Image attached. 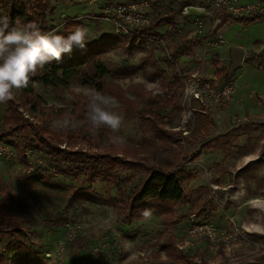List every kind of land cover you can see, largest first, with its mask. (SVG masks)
Returning <instances> with one entry per match:
<instances>
[{
	"label": "rangeland",
	"instance_id": "obj_1",
	"mask_svg": "<svg viewBox=\"0 0 264 264\" xmlns=\"http://www.w3.org/2000/svg\"><path fill=\"white\" fill-rule=\"evenodd\" d=\"M49 1L54 7L49 14L50 22L55 25L52 31L58 34L68 19H76L69 30L73 31L77 26L85 27L89 35L88 43L100 44L95 54H101L109 68L138 65L141 57L148 54L152 60L158 61L160 75L163 76L170 77L173 66L181 71V75L191 71L214 75L212 60L218 58L220 66L228 68L233 91L226 100L209 101L206 106L190 104V107L205 108L206 111H192L187 120L182 116L183 108L164 111L172 117L171 128L181 131L183 138H173L171 145L184 150L187 157L184 165L190 174L182 182L189 202L178 205L177 214L184 216L175 225L168 224L155 212L143 220L123 224L118 222L115 207L109 203L88 198L71 202L70 184L79 187L88 185L82 182L81 171L65 173L48 167L38 153L24 148L22 137L13 133L12 139L20 143V148L29 159L30 167L26 168L15 147L0 140V210L5 215H11L14 221L10 232L1 233L0 253L7 257L6 264H173L165 259L160 246L168 233L174 235L176 244L183 242V249L180 250L191 256L185 264H198L202 260L207 264H252L254 258L264 252L260 239L264 236V181H257L264 176V19L247 25L233 23L234 19H231L230 25H224L216 34L204 38L203 35L218 22L215 16L219 11L212 7L202 13L190 9V14L180 12L173 17L177 28L172 36L162 34L167 29L164 24L159 28L163 36L158 41L145 39L143 47L139 39H126L122 34L115 33L100 12L104 4L120 0ZM143 1L147 3L143 9L154 15L167 11L170 0ZM194 1L193 4L203 6L206 3V0ZM252 1L255 0L235 2L250 5ZM195 36L201 41L193 40ZM232 47L244 51V57L238 64L231 62ZM167 49L179 51L172 61L173 66L165 61ZM261 49L263 51L257 54ZM31 78H34L33 85L41 95L43 105L74 109L76 115L87 108V93L93 88L90 85L74 82L66 89L54 90L42 85L35 76ZM107 79L123 88L142 84L147 93H161L159 79H146L141 70L126 77L110 76ZM127 95L134 97L131 92ZM13 101L28 120L41 123L40 116L32 115L29 105L19 97V90H14ZM178 101L181 104V96ZM5 107V103H0V123ZM117 111L124 117V122L116 135L132 144L140 142L139 117L134 115L129 118L121 110ZM67 118L79 125L76 118ZM62 119L65 118L55 116L42 123V135L60 141V146L66 149L93 150L85 144L68 145L61 138L63 135L55 139V134L62 129L54 128L53 123ZM237 126L241 131L237 138L232 139L231 145L205 150L195 159H190L204 141ZM252 159L256 161L244 169L247 161ZM215 163L218 167L213 166ZM37 174L45 175L48 181L35 180ZM119 174L122 178L133 175L129 185L144 177V173L124 169H119ZM249 175L253 177L246 180ZM92 186L99 195L106 191L117 193L115 184H107L101 179H97ZM205 198L214 208L204 204L202 214L196 216L197 220L214 225L219 235L224 233L229 236L227 240L218 235L211 241L204 235L187 233L190 215L201 209L198 204ZM233 226L237 231L232 233ZM184 241L188 244L185 245ZM79 242L83 243L82 248L77 245ZM13 245H17V249L22 246L27 249L18 251L12 248Z\"/></svg>",
	"mask_w": 264,
	"mask_h": 264
},
{
	"label": "trees",
	"instance_id": "obj_2",
	"mask_svg": "<svg viewBox=\"0 0 264 264\" xmlns=\"http://www.w3.org/2000/svg\"><path fill=\"white\" fill-rule=\"evenodd\" d=\"M80 1V0H76ZM194 0H170L167 11L158 12L151 17L148 25L135 29L137 32L146 35L172 36V32L176 31L177 24L173 17L180 13L183 6L190 4ZM263 0H259L262 2ZM54 10L49 0H0V16H8L11 23L17 20L22 24L30 22L36 23L41 31H52L55 25L50 22L49 14ZM220 17L213 29L207 31L203 37L206 38L210 34H216L218 28L229 17L237 18L243 25L249 24L251 21L264 17L263 11H249L247 14H233L232 12L218 13ZM76 19H68L64 24L61 35H67L72 30L70 24H75ZM79 24V23H76ZM166 24L167 29L160 34L159 28ZM129 38L128 35H123ZM141 46L144 47L145 38H140ZM193 40L201 41L196 36ZM99 43H87L84 49H73L72 53L65 54L60 62L53 61L46 64L42 70H38L35 78L42 85L50 87L54 90L68 88L72 83L79 82L88 84L96 90L116 97L119 100V108L126 117H139L138 129L142 134V138L138 143H130L124 141L123 144H112L109 137L114 135L109 129L101 128L92 133L87 121V108L82 109L78 115L74 109L67 110L64 106L54 107L53 105H43V99L36 92L33 85L34 78L30 79L28 87L19 90V97L23 102L28 104V110L32 115H39L41 123L36 124L28 120L17 109L16 103L11 100L5 103V111L0 123V140L4 143L12 144L18 157L23 161L24 165L30 167L29 159L20 148V143L12 139L13 133L17 137L24 140V148L35 151L39 157L50 168L62 170L70 173L72 170L81 171L83 173L82 182L88 183L85 187L70 184L69 200L81 201L82 199H93L102 203H109L115 207L117 220L119 223L129 224L133 220L145 219L141 215V210L150 209L151 213L155 212L166 219L168 224L175 225L184 215L177 214V207L180 203L189 202L188 194L182 187L184 178L190 176L185 167L187 157L181 147H173L171 145L173 138H183L180 130L171 128L172 117L164 114V111L172 109L174 111L181 108L179 97L182 94V84L180 81V70L172 65V61L176 59L179 51L167 49V57L165 61L171 64L172 72L170 77L160 75V67L157 60H152L148 54L141 57L138 65H123L109 68L104 63L101 54H95ZM75 50H77L75 52ZM214 66V75L219 81L230 82L228 68L220 66L218 58L212 60ZM149 66L146 68V66ZM141 70L143 76L147 79H159L158 86L161 93H147L143 89L142 84H136L131 87L123 88L119 83L111 79L110 76L126 77ZM131 92L134 97L127 95ZM75 102V101H74ZM77 102V101H76ZM78 105V104H77ZM76 118L79 125L75 130H61L59 134H55V139L63 138L64 142L73 143V146L85 144L93 150L82 148H64L60 146V141L46 138L42 135L40 126L42 123L52 120L54 117ZM206 130H203V132ZM241 128L233 127L230 130L218 134L211 139L204 141L199 149L194 152L190 159H195L205 150L212 148L221 149L232 144V139L237 138ZM52 136V135H51ZM44 138V139H43ZM264 144V142H263ZM256 159L248 161L244 167L247 168ZM151 162H154L152 165ZM218 167V164H214ZM119 169L127 171H135L136 173H144V177L137 183L129 185L133 175L129 174L122 178ZM252 178L249 175L246 180ZM255 178V177H254ZM35 180L46 183L48 178L43 174H37ZM101 179L107 184H115L117 193L111 194L106 191L103 195L96 194L92 184ZM256 179V178H255ZM264 181V176L257 178V181ZM258 183H263L259 182ZM129 185V186H128ZM209 205L213 209V204L208 198H205L198 205L201 208L196 211V216L202 214V206ZM0 210V234L10 232L14 221L11 215L1 214ZM63 220H66L63 218ZM5 224V227H3ZM260 239L263 242L264 236ZM78 241V237L75 238ZM2 242V234L0 235V243ZM79 248L83 247V243H77ZM164 252L165 259L173 264L187 263L191 260V256L183 253L176 246L174 235L168 233L160 243ZM13 245L12 248H16ZM27 249L26 246L20 247L18 251ZM264 249V248H263ZM252 264H264V252L254 258ZM39 262L40 259H38ZM7 257L0 253V264H6ZM198 264H207L202 260Z\"/></svg>",
	"mask_w": 264,
	"mask_h": 264
},
{
	"label": "clouds",
	"instance_id": "obj_3",
	"mask_svg": "<svg viewBox=\"0 0 264 264\" xmlns=\"http://www.w3.org/2000/svg\"><path fill=\"white\" fill-rule=\"evenodd\" d=\"M89 42L88 30L77 26L67 35L55 31H41L30 22L11 23L8 16H0V103L14 99V90L28 87L31 77L37 75L46 64L60 62L65 54L73 49H84ZM195 84L185 85V99L196 93ZM87 121L93 134L107 128L114 134L109 137L112 144H123L124 138L116 135L121 129L124 117L117 111L119 100L95 88L87 93ZM191 113L185 116V120ZM53 127L62 130H75L78 123L73 119L57 120ZM144 218L151 216L150 209L141 210Z\"/></svg>",
	"mask_w": 264,
	"mask_h": 264
},
{
	"label": "built area",
	"instance_id": "obj_4",
	"mask_svg": "<svg viewBox=\"0 0 264 264\" xmlns=\"http://www.w3.org/2000/svg\"><path fill=\"white\" fill-rule=\"evenodd\" d=\"M236 0H206L205 5L188 4L182 7L181 12L183 14H190V9L198 10V13L205 12L208 7L218 8L224 12H232L233 14H247L249 11H263L264 1L250 3V5L239 4ZM145 1L143 0H120L114 3H106L102 6L100 12L103 15L105 21H107L112 30L117 34L128 35L131 39L145 38L148 41H158V36L146 35L141 32L135 31V29L146 26L151 21V15L143 9ZM180 81L182 84L181 94V108H183L182 116H186L188 113L202 111L205 113L206 109H197L195 106H189L192 103H197L206 106L209 101H222L229 98L233 91L232 82L219 81L215 75H203L196 71H191L181 75ZM195 84L196 93L185 99V85ZM180 108V109H181ZM188 109V110H187ZM182 111V110H181ZM180 114V115H181ZM187 233L192 236L197 234L204 235L206 239L213 241L216 236L219 235L214 225L206 222H200L197 220L196 214L190 215L188 220ZM233 231H237L233 226ZM223 240L228 239V235L222 233L219 235ZM187 245V241H184ZM183 242L177 244L179 249H183Z\"/></svg>",
	"mask_w": 264,
	"mask_h": 264
},
{
	"label": "crops",
	"instance_id": "obj_5",
	"mask_svg": "<svg viewBox=\"0 0 264 264\" xmlns=\"http://www.w3.org/2000/svg\"><path fill=\"white\" fill-rule=\"evenodd\" d=\"M259 0H255V1H252V2H249V3H255V2H258ZM264 1V0H263ZM193 3H195V1H193V2H191L190 4H193ZM147 3L145 2V5H146ZM91 5H93V4H91ZM197 5H199V4H197ZM216 9H218V8H216ZM218 11H219V13H223L224 11L223 10H221V9H218ZM181 12V11H180ZM218 14V13H217ZM216 14V15H217ZM151 17H152V15H151ZM215 19L216 20H218V22H220V17L219 16H215ZM231 19H234V21H233V23L234 22H239V23H241V21H239L237 18H235V17H233V16H229L225 21H224V23L218 28V30L219 29H222V27L224 26V25H230V20ZM261 19H264V17H261V18H258V19H256V20H261ZM256 20H253V21H251V22H254V21H256ZM217 22V23H218ZM216 23V24H217ZM215 24V25H216ZM214 28V27H213ZM212 28V29H213ZM211 30V29H210ZM210 30H208V31H210ZM217 30V31H218ZM217 33V32H216ZM238 45H239V43H238ZM263 50L261 49V50H259L258 52H256L257 54H259V53H261ZM248 162V161H247ZM214 166V165H213ZM176 246H177V244H176Z\"/></svg>",
	"mask_w": 264,
	"mask_h": 264
},
{
	"label": "water",
	"instance_id": "obj_6",
	"mask_svg": "<svg viewBox=\"0 0 264 264\" xmlns=\"http://www.w3.org/2000/svg\"><path fill=\"white\" fill-rule=\"evenodd\" d=\"M230 57H231V62L233 64H238L241 62V60L244 57V51L240 48L232 47L230 49Z\"/></svg>",
	"mask_w": 264,
	"mask_h": 264
}]
</instances>
